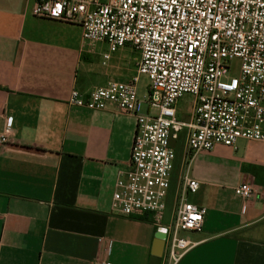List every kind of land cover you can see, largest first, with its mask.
Instances as JSON below:
<instances>
[{
    "label": "crops",
    "instance_id": "crops-1",
    "mask_svg": "<svg viewBox=\"0 0 264 264\" xmlns=\"http://www.w3.org/2000/svg\"><path fill=\"white\" fill-rule=\"evenodd\" d=\"M33 7L0 0V264H150L152 217L112 208L136 119L114 103L103 111L69 103L74 90L130 81L140 55L105 61L109 52L82 49L80 26L35 17ZM196 160L200 189L188 199L207 214L179 264H264V143L241 140ZM245 182L251 200L235 194Z\"/></svg>",
    "mask_w": 264,
    "mask_h": 264
},
{
    "label": "built area",
    "instance_id": "built-area-1",
    "mask_svg": "<svg viewBox=\"0 0 264 264\" xmlns=\"http://www.w3.org/2000/svg\"><path fill=\"white\" fill-rule=\"evenodd\" d=\"M32 12L80 26L82 49L108 45L105 61L126 47L139 53L130 81L85 96L74 90L69 103L97 111L114 103L136 119L130 169L116 180L112 208L124 217L150 215L167 235L162 264H179L198 245L189 234L203 230L207 214L188 199L200 189L190 174L194 158L218 146L236 149L241 140L264 143V0H34ZM234 60L239 74L230 76ZM142 77L149 81L145 102L138 96ZM185 95L194 100L181 119L177 105ZM182 139L183 171L164 225L174 146ZM234 191L255 197L247 182Z\"/></svg>",
    "mask_w": 264,
    "mask_h": 264
},
{
    "label": "rangeland",
    "instance_id": "rangeland-1",
    "mask_svg": "<svg viewBox=\"0 0 264 264\" xmlns=\"http://www.w3.org/2000/svg\"><path fill=\"white\" fill-rule=\"evenodd\" d=\"M96 52H109V47L106 44H100L95 46ZM116 52H137L133 48L126 47L124 49H119ZM239 68H240V61L239 60H234L231 63V71H230V76H237L239 74ZM148 84L149 81L146 77H142L140 83L138 84V96L139 99L142 101H146V99L149 96V91H148ZM194 98L191 95H185L183 98H181L178 102V111H179V117L181 119H188L190 115V110L192 108V103H193ZM146 105H144V110L146 109ZM183 139L179 141L178 143L175 144V149L178 154V160L175 162V171L172 175V189L170 191L168 200H167V210H166V215L169 216L172 205L174 202V196L176 192L178 191L179 188V171H180V165L181 161L183 162ZM180 158V159H179ZM182 158V159H181ZM196 157L192 161V166L190 171L194 169V164L196 163Z\"/></svg>",
    "mask_w": 264,
    "mask_h": 264
},
{
    "label": "water",
    "instance_id": "water-1",
    "mask_svg": "<svg viewBox=\"0 0 264 264\" xmlns=\"http://www.w3.org/2000/svg\"><path fill=\"white\" fill-rule=\"evenodd\" d=\"M166 238L167 235L165 229L157 230L155 234V240L153 243L150 264H162V259L164 256L165 245H166Z\"/></svg>",
    "mask_w": 264,
    "mask_h": 264
}]
</instances>
